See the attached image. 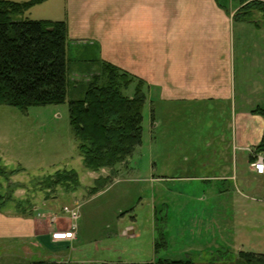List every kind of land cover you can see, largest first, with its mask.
I'll return each mask as SVG.
<instances>
[{
    "label": "rangeland",
    "instance_id": "1",
    "mask_svg": "<svg viewBox=\"0 0 264 264\" xmlns=\"http://www.w3.org/2000/svg\"><path fill=\"white\" fill-rule=\"evenodd\" d=\"M220 1L225 6L240 3ZM59 2L44 0L23 16L62 18ZM250 18L264 20L258 11ZM70 45L71 52L82 50L76 43ZM89 77L76 79L71 74L74 84H69L67 99L61 104L24 110L0 105V157L8 168H24L10 181L28 188L15 190L13 197H29L34 207L31 216L57 224L53 231H67L64 238L69 239L62 251L48 254L38 240L16 237L7 220L10 212L16 214L11 202V207L0 211V264L39 260L156 264L159 259L239 264L242 252L264 254V180H251L254 189H249L240 176L232 174L231 101L226 103L228 109L218 111L211 101L170 103L146 97L140 145L116 168L111 182L90 195L94 180L110 176V171L92 172L82 164L68 106L79 98ZM134 88L131 83L123 94L133 97ZM261 100L258 105L263 107L264 97ZM263 133L264 124L261 137L248 148L250 167L252 157L264 156L257 151ZM222 151L229 153L227 160ZM58 169L76 171L77 191L33 190V177L40 179ZM224 175L232 178L223 179Z\"/></svg>",
    "mask_w": 264,
    "mask_h": 264
},
{
    "label": "crops",
    "instance_id": "2",
    "mask_svg": "<svg viewBox=\"0 0 264 264\" xmlns=\"http://www.w3.org/2000/svg\"><path fill=\"white\" fill-rule=\"evenodd\" d=\"M59 5L62 18L40 19L64 21L69 45L81 46L69 51L70 77L97 74L104 61L126 71L135 86L140 83L145 100L211 101L218 111L231 101L233 152L221 155L230 158L232 174L245 188L254 189L251 180H264L250 167L248 152L264 124L257 112L264 108L258 105L264 97L263 19L243 21L236 17L240 3L225 6L220 0H60ZM9 214L13 235L38 240L48 254L69 243L67 231H53L57 224Z\"/></svg>",
    "mask_w": 264,
    "mask_h": 264
},
{
    "label": "trees",
    "instance_id": "3",
    "mask_svg": "<svg viewBox=\"0 0 264 264\" xmlns=\"http://www.w3.org/2000/svg\"><path fill=\"white\" fill-rule=\"evenodd\" d=\"M44 0H0V105L27 109L31 106L61 104L67 99L70 80L69 41L66 23L62 20H32L23 14ZM236 17L250 22L257 11L264 17L262 0H239ZM98 73L82 84L79 98L69 101V122L77 141L84 167L92 172L108 169L110 176H99L89 188L93 195L116 175V168L128 161L141 143L142 109L145 96L140 83L133 97L123 94L134 79L120 68L102 61ZM73 83V82H72ZM74 84V83H73ZM78 86V85H77ZM264 117V108L257 111ZM257 151L264 153V133ZM254 157H252V161ZM22 167L8 168L0 157V211L12 205L20 216H31V199L13 197L25 183L13 184L10 178ZM4 182L6 186H4ZM34 189L77 191L78 174L72 169H58L40 179L33 177ZM25 206V207H24ZM239 264H264V254L242 252ZM16 264H61L39 260ZM105 264V263H101ZM112 264H140L122 263ZM150 264V263H144ZM156 264H201L188 259H159Z\"/></svg>",
    "mask_w": 264,
    "mask_h": 264
},
{
    "label": "built area",
    "instance_id": "4",
    "mask_svg": "<svg viewBox=\"0 0 264 264\" xmlns=\"http://www.w3.org/2000/svg\"><path fill=\"white\" fill-rule=\"evenodd\" d=\"M251 167L253 171L258 175H264V156L257 155L254 157V160L251 162ZM74 213L72 217H74Z\"/></svg>",
    "mask_w": 264,
    "mask_h": 264
}]
</instances>
